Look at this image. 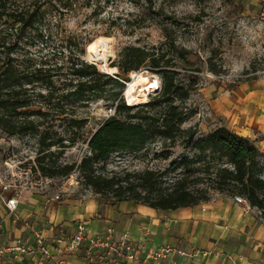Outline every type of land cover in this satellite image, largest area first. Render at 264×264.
Masks as SVG:
<instances>
[{"label":"trees","instance_id":"trees-1","mask_svg":"<svg viewBox=\"0 0 264 264\" xmlns=\"http://www.w3.org/2000/svg\"><path fill=\"white\" fill-rule=\"evenodd\" d=\"M76 1L64 0L62 5ZM43 3L0 0V129L7 135L37 137L34 170L42 175H64L76 167L100 199L110 195L117 201L134 200L166 209L198 203L201 199L194 184L207 177L215 188L244 195L264 217V152L255 142L224 124L211 128L206 138L196 139L194 128H181L195 112L185 105L196 87L194 77L180 81L170 67L171 59L141 46L126 45L117 63L122 70L149 63L161 79L160 90L149 100L127 105L120 95L128 77L80 60L78 43L57 34ZM39 44L33 53L31 46ZM98 98H104L109 107L115 104L114 113L91 131L86 140L89 153L78 163H58L56 157L75 142V135L87 123V117L77 115V109ZM179 134L198 149L195 162L206 156L205 167L189 166V158L183 155L174 165L182 170L162 201L155 196L161 181L156 169L102 170L112 155L135 154L157 135L173 141ZM199 169L203 175L197 173Z\"/></svg>","mask_w":264,"mask_h":264},{"label":"rangeland","instance_id":"rangeland-1","mask_svg":"<svg viewBox=\"0 0 264 264\" xmlns=\"http://www.w3.org/2000/svg\"><path fill=\"white\" fill-rule=\"evenodd\" d=\"M62 1L44 0L42 6L55 22L57 34L77 42L80 60L92 67L108 72L93 64L87 55L89 44L108 37L112 38L113 50L108 64L116 68L110 72L119 71L129 79L135 72L158 74L149 63L129 71L117 64L122 48L134 45L171 59L170 67L177 71L180 81L195 78L196 87L185 100V105L195 112L181 124L182 129H195L194 139L206 138L211 128L226 124L224 117L213 112L212 107L222 92L236 96L243 94L241 86L245 84L264 83V0H77L66 6ZM40 46H31V51L34 53ZM149 98L150 95L146 101ZM109 105L104 98H98L77 109V115L87 117V123L75 135V142L56 157L58 163H78L89 153L87 137L109 115ZM184 141L180 134L173 141H164L157 135L135 154L112 155L101 169L106 173L156 169L161 181L155 196L162 201L182 170L181 166L174 165L183 155L189 158V166L205 167L202 164L206 156L195 162L198 149L192 142ZM36 147V136L7 135L0 129V171L4 169V160L10 161L13 167L26 168L34 161ZM39 172L29 171L23 180L37 182ZM75 172L81 178L74 192L95 194L77 168ZM197 173L203 175L204 171L199 169ZM194 185L198 188L196 196L201 199L198 203L211 201L220 194L231 195L227 190L215 188L207 177ZM114 199L109 195L103 201Z\"/></svg>","mask_w":264,"mask_h":264},{"label":"crops","instance_id":"crops-1","mask_svg":"<svg viewBox=\"0 0 264 264\" xmlns=\"http://www.w3.org/2000/svg\"><path fill=\"white\" fill-rule=\"evenodd\" d=\"M241 88L243 94L236 96L222 92L212 103L213 112L264 152V83L252 81ZM17 187L14 183L5 197ZM76 188L60 193V198L54 197L57 187L43 192L26 189L13 212L0 200V245L33 242L34 232L28 226L32 223L53 253L41 257L5 252L0 254V264H91L90 256L102 249L90 247L88 240L73 252L54 251L58 238L69 242L79 220L91 236L111 228L117 239L127 230L141 257L168 245L171 249L165 256L147 257L152 264H259L264 258V217L257 207L234 201L232 194L166 209L134 200L103 201L95 194L75 193Z\"/></svg>","mask_w":264,"mask_h":264},{"label":"built area","instance_id":"built-area-1","mask_svg":"<svg viewBox=\"0 0 264 264\" xmlns=\"http://www.w3.org/2000/svg\"><path fill=\"white\" fill-rule=\"evenodd\" d=\"M147 71V70H146ZM109 73H113L108 71ZM129 79V77H128ZM123 80L125 87L129 84L132 79V73L129 80ZM125 87L121 92L120 97L124 100L127 105H135L130 101L126 95ZM161 87V79L156 73H149L148 80L146 81L143 90H145L146 95L156 94ZM115 111V104L109 108V115L113 114ZM108 115V116H109ZM4 160V170L0 173V200L8 208L9 212H13L18 203V199L26 189H32L34 191H47L51 187H57L58 193L54 194L55 198H60V193L71 192L72 187H76L80 178L79 175L75 172L76 167L73 168L71 172L64 175H41L39 170L33 169L35 165L34 161L32 164H29L26 168L20 169L18 166L13 167V164ZM39 175V180L37 182L23 180L29 171ZM22 181V183H21ZM14 183L18 186L17 189L9 196L4 195V192L9 190ZM234 201L243 204L244 206L249 207V202L247 198L242 194H234ZM28 226L34 232L33 242L28 241H17L12 245H0V254L5 252H10L13 255L21 254H31L38 253L41 257L52 256L53 253L49 252L46 244V238L38 231L32 223H28ZM112 229L107 228L105 234H98L97 236H91L86 230L85 222L79 220L75 225V230L70 237L69 242H62L61 238L56 240L54 246V251L57 254L73 252L76 250L84 240H88L90 247H95L98 250V254L90 256L91 264H152L147 260L148 256L151 257H163L171 249L168 245L161 246L158 250L149 251L146 256L141 257L138 254V250L132 246L128 240V231L125 230L122 234L115 239L112 235ZM259 264H264V258Z\"/></svg>","mask_w":264,"mask_h":264},{"label":"bare ground","instance_id":"bare-ground-1","mask_svg":"<svg viewBox=\"0 0 264 264\" xmlns=\"http://www.w3.org/2000/svg\"><path fill=\"white\" fill-rule=\"evenodd\" d=\"M113 54L112 50V38L100 37L88 46V58L91 62L98 65L102 69L108 71L116 70L115 67H110L108 64L109 57ZM145 72V71H144ZM133 73L125 92L130 101L133 103L144 102L147 99V95L143 87L148 80L149 74L147 73Z\"/></svg>","mask_w":264,"mask_h":264}]
</instances>
